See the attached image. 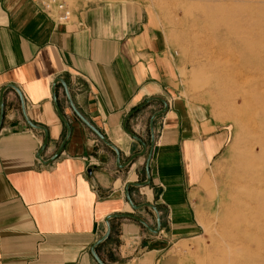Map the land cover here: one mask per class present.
<instances>
[{
  "label": "crops",
  "instance_id": "crops-1",
  "mask_svg": "<svg viewBox=\"0 0 264 264\" xmlns=\"http://www.w3.org/2000/svg\"><path fill=\"white\" fill-rule=\"evenodd\" d=\"M88 2L77 0L72 10L69 7L70 23L56 25L31 0H0V90L16 89L3 94L0 264H96L90 250L106 231L104 218L128 213L123 211L128 205L124 187L145 176L146 156L125 169L116 167L114 153L73 114L60 84L54 95L70 137L48 164L66 134L52 99L57 79L66 85L77 112L119 151L121 165L141 151L121 129L125 117L148 99L163 96L169 101L170 59L154 33L137 27L127 9L92 7ZM176 106L168 111L172 117L162 130L158 158L153 148L148 188L161 190L159 202L169 207L173 223H180L183 178L178 155L187 179L196 156L185 141L191 133L183 123L185 112ZM24 116L47 131L40 159L44 135ZM201 126L197 124L198 130ZM211 140L219 141L218 136ZM142 189H129L133 202L134 191L150 196ZM115 222L110 221L109 237L95 249L103 264H158L155 249L144 252L135 222Z\"/></svg>",
  "mask_w": 264,
  "mask_h": 264
},
{
  "label": "rangeland",
  "instance_id": "rangeland-1",
  "mask_svg": "<svg viewBox=\"0 0 264 264\" xmlns=\"http://www.w3.org/2000/svg\"><path fill=\"white\" fill-rule=\"evenodd\" d=\"M66 1L71 10L77 2ZM88 3L127 9L137 27L154 33L159 49L168 53L172 76L166 95L169 101L156 98L165 101L167 113L178 105L185 112L183 123L191 129L185 141L193 148L197 164L189 179L183 157L178 155V173L183 178L182 222L173 223L171 210L159 202L160 189L144 188L149 197L142 195L143 189L138 194L134 191L133 204H152L161 224V236L156 240L159 233L153 235L135 222L144 252L155 249L158 264H264V0ZM162 108L160 102H150L127 123L146 151L149 119ZM166 114L153 122L157 158L162 130L167 117H172V113ZM164 117L166 122L161 120ZM215 136L218 143L211 140ZM181 137L175 145L178 153ZM144 180L141 175L137 183ZM123 211L155 229L151 209L133 212L126 205ZM112 221L119 223L120 219ZM157 243L159 247L154 246Z\"/></svg>",
  "mask_w": 264,
  "mask_h": 264
},
{
  "label": "water",
  "instance_id": "water-1",
  "mask_svg": "<svg viewBox=\"0 0 264 264\" xmlns=\"http://www.w3.org/2000/svg\"><path fill=\"white\" fill-rule=\"evenodd\" d=\"M57 84H60L64 90L65 96H66V100L67 103L71 109V111L73 112V114L80 120V122L87 127V129H89L91 131V133L94 134V136L107 148H109L115 155V165L118 169H125L126 167H128L135 159L137 158H141L146 156V160H145V166H144V172H145V180L139 183H128L125 187H124V197L126 200V203L128 204L129 208L133 211V212H138L142 209H151L154 213L155 216V222H156V226L155 229L150 228L141 218L135 216V215H131L129 213H122V214H115V215H109L107 217L104 218L103 222L106 226V231L104 233V235L101 237V239H99L91 248L90 250V254L91 257L93 258V260L95 261L96 264H103L102 261L98 258V256L95 253V249L101 244L103 243L110 235V221L115 220V219H127V220H131L134 221L136 223H138L139 225H141L142 227H144L146 229V231H148L149 233L153 234V235H157L160 232L161 229V224H160V218H159V213L157 211V209L149 203H143V204H139V205H135L133 204V202L131 201L130 195H129V189L130 188H136V189H142V188H146L150 185L151 183V178H150V173H149V164H150V160L152 157V152H153V148H154V134H153V122L154 120L162 115H165L167 113L168 107L167 104L165 103V101L159 99V98H151L148 99L146 101H144L141 105H139L138 107L132 109L128 115L125 117V119L123 120L121 129L123 131V133L129 137L131 140L135 141L136 143H138V145L141 148V151L135 155H132L128 161L124 164H120V153L119 151L116 149L115 146H113L111 143H109L94 127H92L78 112L77 110L74 108L66 85L64 84V82L61 79H57L54 84H53V88H52V99H53V103H54V108L55 111L59 117V119L61 120V122L63 123L65 130H66V134L65 137L63 139V141L61 142L57 152L55 153V155L52 157V159H50V161L48 162L51 163L52 161H54L56 158H58V156L61 154L66 142L68 141L69 137H70V128L69 125L67 123V121L65 120L64 116L61 114V111L59 110V107L56 103V99H55V95H54V89L55 86ZM8 89H13L16 90L13 86H8V87H4L0 90V129H1V124H2V119H3V94L6 90ZM18 97L20 99V103H21V107L23 110V101L22 98L20 96V94L18 93ZM160 102L163 106L162 110L155 113L154 115L151 116V118L149 119V134H150V144H149V149L148 151H146V146L145 144L137 137L135 136L133 133H131L128 129H127V123L128 121L132 118V116H134L136 113H138L140 110H142L146 105H148L150 102ZM24 120L26 121V123H28V125L36 130H39L43 133L44 135V140L41 146V149L37 155V159H40V156L42 155L43 151L45 150L46 146H47V131L43 128V127H37L34 126L32 124H30L26 117L24 116Z\"/></svg>",
  "mask_w": 264,
  "mask_h": 264
},
{
  "label": "built area",
  "instance_id": "built-area-1",
  "mask_svg": "<svg viewBox=\"0 0 264 264\" xmlns=\"http://www.w3.org/2000/svg\"><path fill=\"white\" fill-rule=\"evenodd\" d=\"M37 9L48 16L54 14L56 16L57 25H65L70 21V11L64 0H31Z\"/></svg>",
  "mask_w": 264,
  "mask_h": 264
},
{
  "label": "bare ground",
  "instance_id": "bare-ground-1",
  "mask_svg": "<svg viewBox=\"0 0 264 264\" xmlns=\"http://www.w3.org/2000/svg\"><path fill=\"white\" fill-rule=\"evenodd\" d=\"M64 2L66 3V6H67V8L69 9V11H70V8H69V5H68V3H67V1L66 0H64ZM70 14H71V11H70ZM71 17H72V14H71V16H70V20H71ZM49 18L56 24V16L54 15V14H50L49 15ZM69 23H70V21H69ZM57 25V24H56ZM63 25V24H62ZM65 25H67V24H65Z\"/></svg>",
  "mask_w": 264,
  "mask_h": 264
}]
</instances>
